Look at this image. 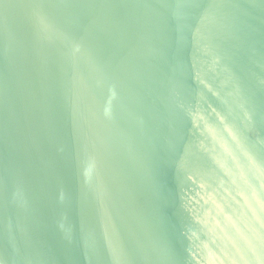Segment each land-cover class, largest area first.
<instances>
[{"label": "water", "instance_id": "1", "mask_svg": "<svg viewBox=\"0 0 264 264\" xmlns=\"http://www.w3.org/2000/svg\"><path fill=\"white\" fill-rule=\"evenodd\" d=\"M0 264H264V0H0Z\"/></svg>", "mask_w": 264, "mask_h": 264}]
</instances>
